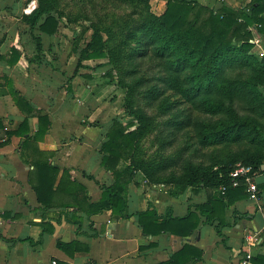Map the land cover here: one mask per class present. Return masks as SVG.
I'll return each mask as SVG.
<instances>
[{"label":"trees","instance_id":"16d2710c","mask_svg":"<svg viewBox=\"0 0 264 264\" xmlns=\"http://www.w3.org/2000/svg\"><path fill=\"white\" fill-rule=\"evenodd\" d=\"M113 1L120 7H142V10L132 13L128 21L104 28L93 27L90 40L81 48V40L88 32L83 28L72 46L78 58L77 69L85 61L105 59L108 62L105 75L111 81L115 78L113 70L123 64L127 67L123 76L132 79L131 84L121 81L120 86L127 90L125 108L136 122L131 120L125 125L116 117L108 130L101 148L102 167L111 172L115 182L104 188L100 202L89 204L90 214L110 210L117 219L130 218L125 193L128 185L140 176L149 185L173 186L174 196L188 188L218 190L210 205L200 207L202 214L209 211L207 221L212 222L211 217L234 191L230 174L239 164L251 168L253 174H264V57L254 52V35L250 30L251 26H260L264 34V0H252L247 9L231 8L221 0H216V8L198 0H168L161 15L150 10L149 0ZM37 2V8L30 14H23L21 21L29 26L40 53L42 40L34 32L55 35L63 14L58 0ZM138 14L140 17L133 19ZM20 58L21 53L15 48L9 60L0 54V62L6 61L10 66L16 65ZM148 61L154 62L158 71L156 77L141 76ZM10 95L26 118L17 131L7 132V136L28 135L22 145L27 150L48 134L50 116L36 110L14 88ZM139 101L144 103L141 108L137 106ZM155 107L167 118L165 127L171 137L191 132L201 148L216 149L210 154L209 165L179 158L156 161L140 157L142 141L157 126L156 117L147 113ZM31 116L39 120V130L32 136ZM171 143L170 138L167 144ZM31 163L39 179L34 189L39 201L47 205L42 189L46 184L50 189L54 187L58 169L47 161L33 160ZM180 167L177 174L176 168ZM67 174H63L60 189L70 180ZM240 184L238 189L244 192L245 181ZM222 186L227 187L225 195L220 192ZM136 216L143 233L153 236L170 233L187 238L200 224L194 212L184 218H174L171 215L161 217L156 210L148 209ZM58 246L70 249L75 244L59 243ZM187 250L195 251L194 258L200 259L202 253L186 245L166 264H178ZM254 263L264 264V256L257 257Z\"/></svg>","mask_w":264,"mask_h":264},{"label":"crops","instance_id":"0c3cea01","mask_svg":"<svg viewBox=\"0 0 264 264\" xmlns=\"http://www.w3.org/2000/svg\"><path fill=\"white\" fill-rule=\"evenodd\" d=\"M37 6V0L8 4L0 0V54L9 60L12 49L21 53L16 65L0 62V264H166L186 245L198 249L201 257L195 259V251L187 250L178 264H241L247 258L255 264L264 256V174L254 175L260 191L257 200L250 199L247 185L244 192L234 187L211 217L213 223L207 221L209 211L202 214L200 207L210 205L218 190L188 188L174 196L172 187L149 185L140 176L125 193L130 218L117 219L110 210L90 214L89 204L100 202L104 188L115 182L102 167L101 148L119 113L103 102L107 92L102 89L109 86L95 81L97 70L105 75L107 62L93 60L98 62L94 73L75 74L76 57H50L49 50L55 49L50 40H56L60 28L53 36L34 32L42 40L39 53L29 26L20 23L21 16ZM86 63L84 68L89 69ZM11 88L50 116L48 134L27 150L22 145L28 135L7 136L26 118L10 95ZM29 129L31 136L39 130L37 116L29 118ZM33 160L58 169L54 187L46 184L42 189L47 205L34 189L39 179ZM65 172L70 180L60 189ZM148 209L174 218L194 212L200 224L187 238L148 235L136 216ZM59 243L75 247L62 249Z\"/></svg>","mask_w":264,"mask_h":264},{"label":"rangeland","instance_id":"374dc122","mask_svg":"<svg viewBox=\"0 0 264 264\" xmlns=\"http://www.w3.org/2000/svg\"><path fill=\"white\" fill-rule=\"evenodd\" d=\"M33 1V0H31ZM59 9L63 14L61 20L60 31L56 40L55 38L51 39V45L55 47L52 51L49 50L50 57L57 56L59 57H76L72 52V49L75 43L76 37L82 31L83 28L88 29V32L85 34L81 40L80 47L82 48L91 38L93 34V27L104 28L112 23H121L123 20L128 21L132 13H140L142 7H120L113 0H58ZM201 4L208 6L210 8H216V0H198ZM224 1L231 8L235 9H247L252 0H221ZM12 0H5V3H11ZM168 0H149L150 10L156 14L161 15L166 9V4ZM30 5V4H29ZM31 8V7H30ZM25 13V12H24ZM139 14L135 15L133 19H138ZM20 23L23 22L20 20ZM256 25L251 26L250 30L253 32L254 40L252 43L255 44L254 52L260 54L264 57V34ZM49 43V42H48ZM46 43V47L48 45ZM50 44V43H49ZM78 59V58H77ZM105 60V59H104ZM107 62V60H105ZM85 65H90L89 69L84 68L82 64L80 68L77 69V63L73 64V68H76L75 74L80 71L89 72L95 70L97 61H87ZM108 63V62H107ZM68 65V64H67ZM95 67V68H93ZM70 71H72V65H68ZM127 67L123 64L121 67L113 70V81L106 75H103L102 70H97L95 74V81L98 84H103L104 82L109 87L103 88L104 92L106 91V100L103 102L107 106H113L115 111L119 113L116 117L120 118L122 122L127 125L132 121L136 122L132 117L129 116L128 110L125 102V93L127 90H124L120 86V82L123 81L124 84H131L132 79L123 76V72ZM97 69V68H96ZM94 73V71H92ZM86 75V73L84 74ZM103 75V76H102ZM158 71L155 69L154 62L148 61L144 68H142L141 76L146 77H156ZM122 85V83H121ZM121 94V97L119 95ZM174 99V98H172ZM171 99V100H172ZM140 108L144 106L143 102H138ZM151 116L156 117L157 126L150 134L144 138L140 146V157L146 160H162L168 158H179L183 161H191L195 164H210V154L214 153L216 149H203L198 144L197 140L194 137L193 133L186 132L178 137H171V134L167 131L165 127L166 119L163 118L159 113L158 107H155L153 110H148L147 112ZM172 139L171 144H167V141ZM177 174L180 173L181 167L176 168ZM169 186V185H168ZM172 187L173 186H169ZM174 189V188H173Z\"/></svg>","mask_w":264,"mask_h":264},{"label":"built area","instance_id":"2783aa9c","mask_svg":"<svg viewBox=\"0 0 264 264\" xmlns=\"http://www.w3.org/2000/svg\"><path fill=\"white\" fill-rule=\"evenodd\" d=\"M262 56V55H261ZM254 175L251 171V168L245 167L241 164H239L236 169L230 174V177L232 179L231 186L239 187L241 184V181L244 180L247 187H248V194L250 196V199L257 200L259 198L260 191L258 189V186L254 182ZM220 192L222 195H225L227 192V187L222 186L220 188ZM250 258H247L245 260H242L241 264H250ZM51 264H58L57 261H52Z\"/></svg>","mask_w":264,"mask_h":264}]
</instances>
